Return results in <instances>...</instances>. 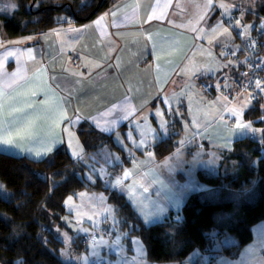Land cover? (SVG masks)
Returning <instances> with one entry per match:
<instances>
[{
  "label": "crops",
  "instance_id": "obj_1",
  "mask_svg": "<svg viewBox=\"0 0 264 264\" xmlns=\"http://www.w3.org/2000/svg\"><path fill=\"white\" fill-rule=\"evenodd\" d=\"M206 2L207 0H170V2L169 0H114L108 8L83 23L70 21L47 31L18 37L1 35L0 44L3 46L0 47V57H3L8 48L20 51L19 62L15 56L8 57L0 68V89L3 90V96L0 97L3 103V111L0 113V133L7 134L11 131L15 136V133L19 132L20 137L15 138L23 137L24 147L0 142V151L39 160L61 148L68 150L76 158L72 150L79 152L82 148L83 155L90 157L92 154L86 150L78 133V126L82 122H89L96 130L113 135L118 133L126 135L131 130L135 137L140 138L139 132L134 127L136 121L144 125L141 117L147 116L150 125L157 126L155 110L164 109L166 104L175 107L177 101H180L179 113L183 114L184 121H188L189 129L185 130L182 121L176 119L174 124L168 125L170 131L172 130L171 136L161 137L162 132H159L154 145L168 138L178 137L177 141H180L187 136L185 145L181 146L174 140V148L171 152L161 158L154 153L151 160L147 158L146 152L136 149V153L140 156L138 161L144 159L135 168L133 176L125 179L126 181L138 179L135 194L137 199L145 204H154L159 200L167 208V211L160 216H165L166 219L167 216L172 215L175 222H180L183 219L182 207L185 200L192 193L203 192L197 189L201 188L202 184L198 179L195 180L193 187L187 186L185 174L180 171L173 174L181 183H174L168 177V172L162 169L161 163L166 158L175 156L174 153L181 147L193 153L195 150L193 147L197 148L198 142L205 150L215 151L216 156L219 157L220 170L222 164L231 161L230 152L236 140L254 136L261 141L258 133L249 131H236L229 137V125L235 127L236 117L223 112L222 109L225 106H233L242 95L229 103V100L220 94H217V97L207 95L200 86V82L207 77L214 78L218 85L217 80L220 75L231 69L223 65L236 60L235 52L238 49L234 46H241L233 30L235 27L230 26L226 17L223 23L225 27H232L231 38L221 36L218 40L209 43L210 26L215 25L221 17V10L216 8L208 14L206 23L197 22L198 16L205 15L209 10L197 8L196 5H204ZM218 2L219 0H214V3ZM224 2L240 4L231 0ZM157 4H169V6L156 8L155 15L149 20L148 17ZM245 8L255 13L259 12L258 6L257 9L250 6ZM231 11L232 15L238 13V7ZM110 12H115L116 15L104 16ZM161 12L165 13L163 18H159ZM102 17L104 18L101 24L106 27L94 23ZM69 25L78 31H70ZM28 37L32 39H27ZM17 40L22 42L9 44L10 41ZM221 40L227 47H221L219 42ZM229 48L232 49V54H226ZM27 49H33L31 58ZM205 65L211 66L212 71L209 72ZM11 73L17 74L7 75ZM38 88L47 91L52 101L51 108L34 106L33 111L40 113V118L35 119L31 126L26 123V115L23 113L14 114V117L8 116L12 106H19L10 104L8 97H16L21 92H30ZM160 94L166 99H161ZM60 97L64 99L61 101ZM35 99L44 101V92L37 91ZM129 103L136 111L129 120H121L112 131H105L95 126L90 119H101L103 114L112 110L113 105L122 106ZM61 107L67 110L68 116L82 115L84 119L79 123H73L69 129L67 121L58 117V110ZM248 109H245L244 116ZM164 114L169 116L167 111ZM27 115H32V112H28ZM120 115L122 113L117 108L113 115L107 118L115 119ZM193 115L196 120L198 119L197 123H192ZM220 115L223 116V121L218 118ZM246 120L253 121L247 118ZM196 124L201 127L197 128ZM253 126L260 127L255 122ZM69 130L73 133L71 146L67 143ZM33 132L38 135L33 136ZM61 133L63 139L58 140L52 152L36 155L37 151H42ZM226 140L230 142L228 148L221 146ZM148 151L154 152L153 147ZM119 173L121 172L114 171L115 175ZM145 173L151 174L144 175ZM156 180L162 181L168 187H162L160 183L155 182ZM110 187L113 188L111 185ZM168 188L175 192L184 189L179 207L172 201L163 200ZM125 196L143 217L133 198L128 193ZM177 217L179 219H175ZM142 219L145 222L146 219Z\"/></svg>",
  "mask_w": 264,
  "mask_h": 264
},
{
  "label": "trees",
  "instance_id": "obj_2",
  "mask_svg": "<svg viewBox=\"0 0 264 264\" xmlns=\"http://www.w3.org/2000/svg\"><path fill=\"white\" fill-rule=\"evenodd\" d=\"M15 2L17 7L12 12L0 11V36L18 37L43 32L70 21L83 23L108 8L114 0H103L99 10L88 19L99 0ZM258 9V13H264V1ZM252 18L256 19L246 13V19ZM254 105V110L249 108L245 117L253 119L257 126H263L264 110L255 102ZM78 133L88 152L106 143L117 147L112 134L96 130L89 122H82ZM173 148L174 138L153 146L159 158ZM263 148L264 144L256 137L246 136L234 142L231 161L224 163H227L224 170V164L218 172L207 168L198 170L201 182L220 185L227 193H245V189L249 188V191L254 184V189L249 191H255L251 201L243 199L236 207L239 211L220 225L219 220L225 212L236 209L234 200H214L207 194L192 193L183 204V219L174 228L170 218L146 224L118 189L107 186L101 179L91 182L80 175L77 168L86 165L64 148L39 160L0 151V181L11 191L9 198L0 194V264H16L17 261L22 264H78L60 257L58 252L62 242L57 237L56 227L61 226L63 216L68 214L64 204L66 197L82 189H104L109 193V201L118 209L122 226H132L129 231L143 239L147 256L152 261L182 262L196 246H207L209 232L215 228L222 229L220 236L225 229L236 236L237 244L225 248L235 255L252 240V226L264 218Z\"/></svg>",
  "mask_w": 264,
  "mask_h": 264
},
{
  "label": "rangeland",
  "instance_id": "obj_3",
  "mask_svg": "<svg viewBox=\"0 0 264 264\" xmlns=\"http://www.w3.org/2000/svg\"><path fill=\"white\" fill-rule=\"evenodd\" d=\"M14 1L15 0H0V11L12 12L13 10H15L14 8H11L9 6L10 4L14 3ZM231 1H236L237 3L240 4L242 3L245 6H250L253 9H257L256 7L257 6L259 7V5L262 4L264 0H231ZM243 22L249 25H254L255 19H246V15L244 14ZM230 26L232 25L230 24ZM220 77L217 80L218 85L220 83ZM247 96H248L247 93L243 94L241 96L242 98L238 99L234 105L243 104ZM252 104L254 105V101H252ZM259 105H264V101H261ZM244 112H243V119L247 121L244 116ZM165 117L169 121H172L174 119V117L171 115L169 116L165 115ZM262 117L264 118V114ZM236 119L238 118L236 117ZM197 122L198 119L196 120V123ZM152 127L157 129V134L159 132H162L159 129V125L157 126L152 125ZM260 128H264V125L258 127L257 129ZM127 133L126 135H123V133L121 134L118 133L115 135H113V133H109L113 135V140L114 143L117 145V147L106 143L103 144V146H100L97 149L92 150L91 151L92 155L90 157H86L85 154L82 157H76L75 159L80 160L81 162H83V164L86 165V167L80 165L77 168V171L80 173V175H82L85 179L89 180L86 174L92 173L94 179L91 180V182H95L97 179H101V181H103L107 186L110 187V184L108 183L109 175H105L104 174L105 172L108 174H114V171H118L121 173L117 175H120L125 169H135L137 165H139L140 162L144 159L143 158L138 161L140 156L138 155L139 153L138 154L136 153V149H140L142 152H145V150L143 148L133 145L129 140ZM170 133H172V130L170 131L168 127V132L166 133L162 132L161 137L171 136ZM117 135H119L121 140L123 141V144L125 145L124 147H122L121 144L117 142L116 139ZM135 138L137 140L140 139L139 137H135ZM177 138L175 137L174 140L177 141ZM193 148L195 149L193 153L187 152L186 148L183 147V151L179 158H177L176 156L170 157L171 158L170 163L173 166V168L176 165V168H174V170L171 172L168 170V166L161 163L162 169L168 172L169 175L168 177H170L171 181H173L174 183H181L180 179L178 180L177 176L173 174L178 171L185 174L186 177L185 184L187 186L189 185L192 187L195 183V180L199 179L197 176L199 168L211 169L214 172L220 171L219 157L215 156V158H213L211 156V150H206L205 152H202L199 159H194L198 149L196 147ZM129 150H131L133 155L134 154L135 155L134 156L129 155ZM116 157H119V159H116ZM226 166L227 163L224 164L223 170L224 168H226ZM132 182L133 180L130 181L125 180V185L131 184ZM112 183L114 184V176L112 178ZM201 184L202 187L197 188L203 191L201 193H207V195H209L214 200H223L225 198L233 199L235 203V208L238 207V205L242 202L243 199L245 200L247 199L251 201L253 199L252 197L255 192V191L252 193L249 192L251 189H254L253 188L254 184L252 187H250L251 189L249 191H247V189L249 188H246L245 189L246 192L244 191L245 193L237 192L234 194L229 192L227 193L220 185L215 186L204 182H201ZM117 189L123 194L128 193L127 188L123 186H119L117 187ZM5 192H7V195L5 194ZM81 193H85V195L81 196L80 195ZM0 194L6 198H9L11 195L10 189L6 188L4 183H2L1 181H0ZM69 196L73 198L71 202L72 206H70L68 202ZM69 196L66 197L64 202L68 214H65L63 216L61 226L56 227L57 237L62 242L60 251L58 253L60 257L66 262H77L78 264H83V261L77 260L75 257L80 256L84 253H88L89 255L88 264H96L98 262H100L98 264H110V262H112V264H116L117 261H119V264H136V262L132 261L131 258L137 256L135 249L138 246H142V248L144 249L146 253L144 259L147 260L148 264H259L260 259L264 258V251L261 250L259 245V240L264 239V218L252 226V233H253L252 240L244 244L241 247V249L238 251V253L235 255L232 254L233 251L232 253H229L225 250V248L237 244L236 236L227 229H225L223 235L220 236L219 234L222 229L215 228L211 232H209L210 241L207 244V246L204 248L201 246H196L182 262L152 261L147 256V249L143 239L138 234L131 233L129 231L132 229V226L130 227L122 226L121 219L117 215L115 206L113 205V203L109 201V193L106 190L82 189L76 193L70 194ZM93 205L96 206L95 209L93 208ZM106 206H114L113 211L115 212V218H116L115 228H113L112 226V221H113L112 213H105L98 211L99 209H102ZM78 211L82 215L81 219L76 218ZM94 211L97 213L95 216V220L99 221L100 223L99 228L96 227L94 220L91 218L92 213ZM238 211L239 210L236 208L235 210L231 209L230 211L225 212V215L219 220V224L220 225L225 224L228 221V219ZM160 215L161 214L151 215L149 219L145 220V223L152 224L157 222L158 220L163 221L165 219V216H160ZM65 217H67L73 223L66 222L64 219ZM142 218H144V215ZM167 218L168 219L170 218L172 220L171 227L173 228L176 226V224L179 223L178 221L175 222L173 220L172 215L167 216ZM73 224L78 225L79 227H75L73 226ZM82 229H91V231L85 232ZM116 229H119L120 232L127 233V236L122 237V244L124 247L123 254L120 251V247L116 245L114 242L115 236L118 234ZM94 232L102 233L104 238L109 240L108 244L98 245L99 255H92V249L89 241H85L83 245L81 244L82 241L88 239V237H90ZM65 233H67V235L72 238L71 241L66 240L64 235ZM133 238H138V240L140 241V245H137L134 242ZM64 249H68L69 252L68 255H65V253L62 251Z\"/></svg>",
  "mask_w": 264,
  "mask_h": 264
},
{
  "label": "snow or ice",
  "instance_id": "obj_4",
  "mask_svg": "<svg viewBox=\"0 0 264 264\" xmlns=\"http://www.w3.org/2000/svg\"><path fill=\"white\" fill-rule=\"evenodd\" d=\"M169 2H170V0H169ZM9 6L11 8H16V4H14V3L10 4ZM168 6H169V4H164V5L157 4L155 6V8L153 9L152 14L149 15L148 19L151 20L153 18V16L155 15L156 8H161V7L166 8ZM196 7L197 8H206L209 10L208 13H206L205 15H202V16H198V18H197V22L204 21L205 23L207 21V15L208 14H210L212 11H215L216 8H219L221 10V17L216 21L215 25L210 26V38H209L210 44L214 40H218V38L221 36L231 38L232 27H225V25L223 23V19L225 17L230 21V24L238 30V34L245 37L246 42H248L249 44H255L256 43L255 40H253L250 36V30L254 27V25H249V24H246L243 22L244 14H245V11L247 10L245 8L244 4H242V3L239 5L228 4V3L224 2V0H219L218 3H214V0H207V2L204 5H196ZM237 7L240 9V19H236L232 15L231 10L234 8H237ZM115 15H116L115 12H110V13L104 14L105 17L115 16ZM164 16H165V13L161 12L159 18H163ZM103 18L104 17H102L101 19H98L94 23L97 26L106 27V25L101 24V20ZM67 19L68 18L65 17V20H67ZM262 26H264V25H262ZM85 27H87V26H85ZM69 30L73 31V32L78 31V29L72 28L71 25H69ZM27 39H32V37H28ZM21 42L22 41H20V40L10 41L9 44L15 45V44H19ZM219 42L221 44V47H227V45H225L222 40ZM2 46L3 45L0 44V47H2ZM153 46L155 47V45H153ZM234 47L236 49L243 50V48L241 46H234ZM19 51H20L19 49L8 48L4 52L3 57H0V68L3 67L4 62L7 61L8 57L15 56L17 58V62H19V55H18ZM27 51L29 53V57L31 58V55L33 53V49H27ZM226 54H232V49L229 48V50ZM249 55H251V53H249ZM248 59H249V57L246 56L242 62L239 60L229 61L226 65H223V67L239 68L241 65H243V66H246L248 68H252V65H249L247 63ZM97 67H98V65H97ZM258 67H259V70L264 71V63H261ZM205 68L209 72L212 71L211 66L205 65ZM18 71H19V69L17 70V73H18ZM17 73H11V74H7V75L15 76ZM80 75H82V74H80ZM240 75L246 76L247 74L246 73H240ZM223 78L225 80L229 79L227 76H225ZM252 83H253V78H249V83L244 85V87L247 88ZM254 83H255V89H256L255 93L248 94V96L245 98L243 104L233 105L231 107L225 106V107H223L222 111L230 113L233 117L238 118L235 121V127H232L231 125H229V137L234 135L236 131H241V132L249 131V132L254 133V134L259 133L261 143L264 144V128L257 129L253 126V124H254L253 121H245L243 119V112H244L245 108H251L252 110H254V108H255V105L252 104V99L256 98L257 104H259V98H264V79L255 78ZM210 86L211 87H217V88L220 87V85H210ZM224 86L225 87H234L235 84L233 82L232 84H225ZM37 91L44 92V95H45L44 101H42V102L36 101L35 97L37 95ZM237 95L240 96V95H243V93L238 92ZM2 96H3V90L0 89V97H2ZM160 98L166 99L163 96V94H160ZM63 99H64L63 97H60L61 101ZM8 100H9L10 104H12V105H19V106H12L9 113H8V116L14 117V114L23 113L26 115V123L30 126L35 119L40 118V113L33 111L34 106L35 107L47 106L48 108L52 107V101L48 97L47 91L43 88H38V89L32 90L30 92H21V93L17 94L16 97H8ZM179 103H180V101H177V106H175V107H171V106L166 104L164 109L157 108L155 110V118L157 119L159 129L162 132H165V133L168 132V125L170 123L174 124L176 122L177 118L182 121L183 127L185 128V130H187L188 121H184L183 114L179 113V106H178ZM259 107L261 110H264V105H259ZM117 108L120 109V112L122 113V115L117 116L115 119H108L107 117H111L113 115V112ZM2 111H3V103H2V99H0V113H2ZM135 111L136 110H135L134 106L131 105L130 103L127 105H122V106L121 105H113L112 110H109L108 112L103 114V117L101 119H98V120L96 118H90V119H92L95 126L101 127L105 131H112L113 129H115V127L118 125V123L121 120H129V118L133 115V113ZM165 111H167V113L169 115L174 117V119L172 121H169L166 119V117L164 115ZM28 112H32V115L28 116L27 115ZM58 117L60 120L67 121V123L69 125V129L73 123H79L82 119H84V117L82 115H75L74 117L68 116L67 110L63 109L62 107L58 110ZM218 118L221 121H223L222 115H220ZM141 119L144 121V125H141L138 121H136L134 123V127L139 132L140 139L137 140L133 136L131 130L128 131L127 135H128L129 140L131 141V143L137 147L143 148L146 152L147 158L149 160H151L154 157V152L148 151V149L154 146V143L157 139V129L153 128L150 125V123L148 122L147 116H143V117H141ZM261 122H264V118L261 119ZM192 123H196V117L194 115L192 116ZM196 126H197V128L201 127V125H199V124H196ZM176 134L178 135L179 133H176ZM32 135L37 136L38 134L33 132ZM72 135H73V133H71V131L69 130L68 140H67V143L69 146L72 145ZM196 135H202V134L196 133ZM15 137H20V133L19 132L15 133V136L11 131H9L7 134L0 133V142H3L7 145H16L17 147H24V144L22 143L23 137H21L20 139H17ZM60 139H63L62 133L60 135H58L56 138L52 139L50 144L48 146L44 147L42 149V151H37L36 155L40 156L41 154H47V153L52 152L53 146ZM116 139H117V142L120 143L122 147L125 146L119 135H117ZM193 139H194V137H193ZM210 139H211V137H210ZM186 141H187V136L184 139L177 141V143L180 144L181 146H184ZM196 146L198 148V151L196 152L194 159H199L201 156V153L205 152L206 150L204 149L203 145L199 144L198 142L196 143ZM221 146L224 148L230 147L229 140H226ZM182 151H183V147L178 148L176 150V152L174 153V155L177 158H179L181 156ZM72 152H73V155H75L77 157L83 156V149L82 148L79 152H77L75 149H73ZM129 155H133L131 150H129ZM211 156L213 158H215V156H216L215 151H211ZM116 159H119V157H116ZM170 159L171 158H166L163 161V164L168 166V170L171 172L174 170V168L170 163ZM134 170L135 169H125L122 172V174H120V175L108 174L106 172L104 174L109 175L108 183L114 189L119 187V186H123V187L127 188L129 196H131L133 198V202L139 206V211L141 213H143L144 218L146 220L149 219L150 216L153 214H162V213L166 212L167 208L165 207V204L159 202V200H157L154 204H145L142 200H139L136 198L135 194H136V185H137V183H139L138 180L134 179L131 184L125 185V179L132 177ZM150 174L151 173H145L144 175H150ZM86 175H87L89 181L94 179L92 173H88ZM113 176H114V184L112 183ZM155 182L160 183L162 185V187H168V186L164 185L162 181L156 180ZM141 187H143V185H141ZM145 191H147V189H145ZM5 194L7 195V192H5ZM80 195L84 196L85 193H81ZM183 195H184V189L183 188L179 192H175L171 188H168L167 192L163 196V200L164 201H172L176 204L177 207H179L180 202H181V198L183 197ZM72 199L73 198L71 196L68 197V202H69L70 206H72L71 205ZM95 207L96 206L93 205L94 209H95ZM113 208H114V206H106L102 209H99L98 211L105 212V213H112V215H113L112 226H113V228H115L116 218H115V212L113 211ZM116 211H118V209H116ZM96 214L97 213L94 211L92 213L91 218L94 220L96 227L99 228L100 223H99V221L95 220ZM76 218L77 219L82 218V215L79 211L77 212ZM64 219L68 223H73L67 217H65ZM177 219H179V217H177ZM73 226L79 227L78 225H75V224H73ZM82 230L85 232L91 231V229H82ZM116 231L118 234L115 236L114 242L116 245H118L120 247V251L123 254L124 253V247L122 244V237L127 236V233L120 232L119 229H116ZM64 235H65V238L67 241H71L72 238L69 237L67 235V233H65ZM98 235H99V239H97V235H92L91 239L89 241V243L91 245V249H92V255H99L98 245H103V244L109 243V240L105 239L102 233H98ZM133 240L137 245H140V241L138 240V238H133ZM259 245H260L261 250L264 251V239L259 240ZM62 251L65 253V255L69 254L68 249H64ZM135 251L137 253V256L132 257L131 260L135 261L136 264H148L147 260L144 259L146 253H145L144 249L142 248V246L136 247ZM75 258L77 260L83 261V264H88V260H89L88 253H84L80 256H76ZM16 264H22V262L17 261ZM110 264H112V262H110ZM116 264H119V261H117ZM259 264H264V258L260 259Z\"/></svg>",
  "mask_w": 264,
  "mask_h": 264
},
{
  "label": "built area",
  "instance_id": "obj_5",
  "mask_svg": "<svg viewBox=\"0 0 264 264\" xmlns=\"http://www.w3.org/2000/svg\"><path fill=\"white\" fill-rule=\"evenodd\" d=\"M245 13H251L256 17V21L254 27L250 31V36L253 40H255V44H249L246 42L245 37L238 34V30L233 28L235 35L239 38L241 47L243 50H236V60L243 61L246 56L249 57L247 63L252 65V68H248L246 66L241 65L239 68H231L226 73L222 74L220 77V87H211L210 85H216L214 78L207 77L200 82L201 88L204 92L209 96H216L220 94L225 96L229 103L234 102L238 92L240 93H255V78L264 79V71L259 70V65L264 63V13H253L250 10H246ZM240 9L238 8V13L234 14L236 19H240L239 17ZM230 24V21H229ZM251 53V55H249ZM240 73H246V76L240 75ZM227 76L229 79L225 80L223 77ZM249 78H253V83L249 85V87L245 88L244 85L249 83ZM234 82V87H225V84H232ZM241 96V95H240ZM263 98H259V104ZM252 101L257 103L256 98H253ZM102 229V228H101ZM100 229V230H101ZM92 235H97V239H99L98 232H94ZM91 235V236H92ZM91 236L86 239V241H90ZM100 263V262H98ZM96 263V264H98Z\"/></svg>",
  "mask_w": 264,
  "mask_h": 264
},
{
  "label": "water",
  "instance_id": "obj_6",
  "mask_svg": "<svg viewBox=\"0 0 264 264\" xmlns=\"http://www.w3.org/2000/svg\"><path fill=\"white\" fill-rule=\"evenodd\" d=\"M102 1H103V0H99L98 4H97L96 7L92 10V12L89 14V16L87 17V19H88L89 17H91L94 13H96V12L99 10ZM31 7H32V6H31Z\"/></svg>",
  "mask_w": 264,
  "mask_h": 264
}]
</instances>
